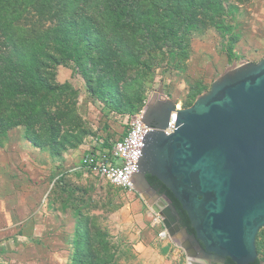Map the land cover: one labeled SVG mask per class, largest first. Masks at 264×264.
Returning a JSON list of instances; mask_svg holds the SVG:
<instances>
[{
  "label": "rangeland",
  "instance_id": "rangeland-1",
  "mask_svg": "<svg viewBox=\"0 0 264 264\" xmlns=\"http://www.w3.org/2000/svg\"><path fill=\"white\" fill-rule=\"evenodd\" d=\"M10 1L0 88L18 100L0 135L1 264H77L78 228L85 264H152L156 252L137 241L140 226L152 229L141 196L79 168L155 93L189 108L227 70L262 61L264 0H100L74 27L60 0ZM188 5L187 19L175 14ZM256 248L264 264V228Z\"/></svg>",
  "mask_w": 264,
  "mask_h": 264
},
{
  "label": "water",
  "instance_id": "water-1",
  "mask_svg": "<svg viewBox=\"0 0 264 264\" xmlns=\"http://www.w3.org/2000/svg\"><path fill=\"white\" fill-rule=\"evenodd\" d=\"M173 112L175 130L167 135ZM142 121L155 130L133 164L135 192L163 218L189 264L254 263L264 228V59L227 70L189 108L155 93ZM146 175L172 193L193 235Z\"/></svg>",
  "mask_w": 264,
  "mask_h": 264
},
{
  "label": "built area",
  "instance_id": "built-area-1",
  "mask_svg": "<svg viewBox=\"0 0 264 264\" xmlns=\"http://www.w3.org/2000/svg\"><path fill=\"white\" fill-rule=\"evenodd\" d=\"M145 109L140 115L130 119L125 118L124 131L116 138L110 137L100 140L96 151L85 156L80 171L106 180L111 185L128 192H135L137 176L134 174L133 164H137L142 155L143 142L148 132L155 128L148 127L142 120ZM177 114L171 113L168 126L164 130L169 135L174 132ZM151 227L157 231L161 240L169 239L163 226V218L154 214L149 208Z\"/></svg>",
  "mask_w": 264,
  "mask_h": 264
},
{
  "label": "trees",
  "instance_id": "trees-1",
  "mask_svg": "<svg viewBox=\"0 0 264 264\" xmlns=\"http://www.w3.org/2000/svg\"><path fill=\"white\" fill-rule=\"evenodd\" d=\"M97 1H100V0H63V1L60 0L58 3H56L55 8H58L59 14L62 17L61 18L62 23L64 21L63 27H65L69 23L71 24V26L74 27V26H77L78 22L85 23L86 20H89L90 15L88 13L92 11L94 7H96L95 4L100 3V2L97 3ZM113 1L114 0H108V4L109 5L112 4ZM118 1L121 2L122 0H118ZM39 2H40L39 5H44V7L46 6L49 9H51L52 4H50V0H41ZM129 5L130 4L124 3L123 8L125 9L126 7H129ZM12 6L13 4L10 0H6L5 4H3V0H0V34H6L5 37L7 39H12L11 37L12 34L11 32H9V30H7L6 26H3L2 22L8 17L9 10ZM189 6L190 5H188V8L186 7V9H181L179 11H178L179 6H178V8H176L175 14L179 15L180 13H182L184 20L187 19L188 18L187 12L189 13ZM12 13H17V15H19L18 14L19 12L17 10ZM121 13H124V11H122ZM121 13L119 15H121ZM189 25L191 26V24ZM72 31L74 30L72 29L71 32ZM176 43L178 45V42ZM76 44L78 45L79 42ZM11 46L13 49H17L16 42H11ZM47 58L49 60L56 62V60L52 59L51 56H48ZM12 85L14 86V83H12ZM7 91L8 90L1 91V88H0V135L4 133V129L6 128L5 127L6 124L4 123L6 119L4 117L3 111L9 109V99L12 100L14 103V104L11 103L13 108L16 107V101L18 100L8 95ZM110 137H113V136H109L108 138ZM146 180L149 183V185L157 192L158 195L165 197L171 203V205L174 207L175 211L177 212L180 226L182 228H185L189 235H193L194 231L190 226L188 216L182 210L181 205L174 198L172 193L168 189H166V187L156 178L150 175H146ZM77 234L79 238H77V250L74 251V254H73V257H75L74 261L77 262V264H85L83 261V259L85 258V246H84L85 235L82 232L80 233L79 228L77 229ZM226 264H234V263H232L229 259H227ZM251 264H262V261L258 258L254 263H251Z\"/></svg>",
  "mask_w": 264,
  "mask_h": 264
},
{
  "label": "crops",
  "instance_id": "crops-1",
  "mask_svg": "<svg viewBox=\"0 0 264 264\" xmlns=\"http://www.w3.org/2000/svg\"><path fill=\"white\" fill-rule=\"evenodd\" d=\"M136 193V192H134ZM141 207L139 208V210H141L144 207H147V210L149 209V206L143 202L141 203ZM131 210V209H130ZM7 216V215H6ZM141 216H147L148 221H150V215L149 212L144 213ZM146 218V217H145ZM141 228H139V234L142 233L141 237L138 236L137 241L138 243L141 245V247L143 249H139L140 251H145L147 247H151L154 249V251L156 253H154V263L158 262V264H177L178 260L180 259L179 257L182 255V253H180V249L182 250V248L174 243L170 238L166 239V240H161L157 237V232L150 227H146L145 224H143L142 226H140ZM32 228L34 229V226H32ZM1 231V229H0ZM34 232V230H33ZM138 235V234H137ZM25 237L19 236L18 239L20 240H29L28 238H26V235H23ZM3 239V235H2V231L0 232V251H1V247H3L4 245H6L5 240ZM44 243L45 240H43ZM150 243V244H148ZM150 245V246H149ZM140 247V248H141ZM153 249L149 252H145L144 255L149 257H151L152 255V251ZM185 256L187 257L185 251H183ZM176 260V262H174ZM188 261V258H187ZM1 263H5V261L3 260V255L0 254V264ZM149 264V262H148ZM157 264V263H156Z\"/></svg>",
  "mask_w": 264,
  "mask_h": 264
}]
</instances>
